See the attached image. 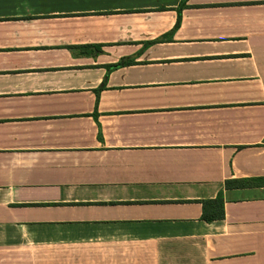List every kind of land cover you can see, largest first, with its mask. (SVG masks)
Returning <instances> with one entry per match:
<instances>
[{
    "label": "crops",
    "instance_id": "crops-1",
    "mask_svg": "<svg viewBox=\"0 0 264 264\" xmlns=\"http://www.w3.org/2000/svg\"><path fill=\"white\" fill-rule=\"evenodd\" d=\"M241 179H264V0H0V264H264Z\"/></svg>",
    "mask_w": 264,
    "mask_h": 264
},
{
    "label": "trees",
    "instance_id": "trees-1",
    "mask_svg": "<svg viewBox=\"0 0 264 264\" xmlns=\"http://www.w3.org/2000/svg\"><path fill=\"white\" fill-rule=\"evenodd\" d=\"M264 186V179H241V180H227L224 187H249V186ZM202 205L201 220L206 223H211L224 218V202L222 192L218 193L213 199H204L200 201Z\"/></svg>",
    "mask_w": 264,
    "mask_h": 264
}]
</instances>
